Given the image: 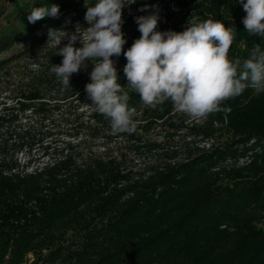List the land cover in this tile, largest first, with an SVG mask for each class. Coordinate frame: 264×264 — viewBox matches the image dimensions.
Here are the masks:
<instances>
[{
  "label": "trees",
  "instance_id": "16d2710c",
  "mask_svg": "<svg viewBox=\"0 0 264 264\" xmlns=\"http://www.w3.org/2000/svg\"><path fill=\"white\" fill-rule=\"evenodd\" d=\"M85 2L97 0H30L0 27V264H264V93L248 88L223 102L230 112L183 122L171 101L153 109L129 91V107L141 117H133L139 123L128 138L137 156L154 163L124 169L122 157L92 155L76 164L67 143L59 159L49 160L46 142L54 134L84 122L93 131L111 129L94 105L87 113L81 107L89 61L70 77V88L50 71L66 44L48 43L49 29L70 34L86 21ZM54 4L57 18L28 21L31 8ZM129 8L122 16L124 51L141 35L135 18L153 12L161 32L184 31L190 17L234 26L230 59L238 44L243 59L253 43L264 48V39L245 32L238 0H135ZM16 45L22 48L2 57ZM112 59L126 84V58ZM158 123L167 126L160 139L145 143L137 135ZM35 141L45 144L38 160L31 155ZM241 159L250 160L238 166Z\"/></svg>",
  "mask_w": 264,
  "mask_h": 264
},
{
  "label": "clouds",
  "instance_id": "9594fccd",
  "mask_svg": "<svg viewBox=\"0 0 264 264\" xmlns=\"http://www.w3.org/2000/svg\"><path fill=\"white\" fill-rule=\"evenodd\" d=\"M246 15L242 23L248 36L264 39V0H238ZM125 0H97L88 6L85 20L89 25H76L74 33L49 29L48 43L60 45L68 37V43L57 50L63 57L50 71L65 88H70V77L93 63L90 83L85 86L88 98L95 110L107 118L114 133L129 134L137 129L134 120L136 108L129 107V91L139 94L142 103L153 109L171 101L174 111L194 119H204L217 112L228 113L222 107L224 101L239 97L251 88L254 94L264 93V48L253 43L247 58H229L237 30L220 20L190 17L184 31H157L158 12L136 17L140 37L127 51L122 32ZM147 5L139 9L145 11ZM58 5L33 7L28 15L30 23L46 17L57 18ZM63 33V38L60 34ZM79 41L81 47H75ZM126 58L123 68L126 84L119 82L117 68L112 57ZM126 85V86H125ZM78 95V94H77Z\"/></svg>",
  "mask_w": 264,
  "mask_h": 264
},
{
  "label": "rangeland",
  "instance_id": "374dc122",
  "mask_svg": "<svg viewBox=\"0 0 264 264\" xmlns=\"http://www.w3.org/2000/svg\"><path fill=\"white\" fill-rule=\"evenodd\" d=\"M30 0H5V7L6 12L5 16L0 19V27L6 26V20L11 18L12 13L15 12L19 7H21L24 3L28 2ZM223 1V0H220ZM126 2V0H125ZM127 3V2H126ZM130 10L129 5H126L123 9V14L128 13ZM211 18H213V15L211 14L212 11L208 12ZM222 13V12H220ZM122 14V16H123ZM79 24L82 28H87L89 25L86 21H82ZM74 25V29L70 32V34L74 33L76 30V25ZM64 43H68V37L64 38ZM79 41L76 42L75 47H81ZM22 48V45H16L13 47L9 52L5 53L2 57H7L11 55L12 53L18 52ZM234 52L232 53L234 57H239L241 60L243 58L242 55L239 54L240 50H243V46L241 44H238V46L234 47ZM24 62H20L18 65L19 67H22ZM88 62H86L87 64ZM89 63L93 65L91 61ZM24 66V65H23ZM18 78V76H14L12 80H15ZM1 92V91H0ZM1 95V94H0ZM82 109L84 113H87L89 110V106L92 104V101L88 98V96H85L82 100ZM85 116V115H84ZM140 113H138L134 118L139 121L140 119ZM179 120H187L192 119L188 115L184 113H179L178 115ZM24 122V121H22ZM184 122V121H183ZM142 124H145L142 122ZM94 124L93 123H83V126L81 128H78V130H72L71 128H68L67 132H61L60 134L56 135L54 134L52 136V139L48 142L43 139V142L50 143V148L48 149V158L49 160H55L59 159L62 154V148L67 143L72 147V153H73V159H75L76 164L80 163L81 161H84L86 157H91L92 155H100L102 157H122L123 158V167L124 169H132L133 167L138 168L142 167L146 163H154L152 157L148 156L146 158H142L144 154L141 156H137L138 154L132 147V142L130 141L127 135V132L124 133H114L111 129H100V130H94ZM47 128V127H46ZM167 126L166 123L157 124L156 126H152L148 129H139L137 135L140 137L142 141H145V143L156 141L161 138L162 132L166 131ZM33 135H36V133H39L36 129L33 131ZM50 134L52 132L49 131ZM76 136H71L75 135ZM37 138V137H36ZM41 138V137H40ZM39 138V139H40ZM179 143H182V138L178 139ZM45 143V144H46ZM45 144H42L41 141L36 142L31 150V155L33 160H38L39 157H41V154L43 153V146ZM28 146L23 150L21 154L18 155V162L23 163L26 161V158L28 156ZM46 159H44L45 161ZM258 228H261L262 225H257ZM31 256V255H30Z\"/></svg>",
  "mask_w": 264,
  "mask_h": 264
},
{
  "label": "built area",
  "instance_id": "2783aa9c",
  "mask_svg": "<svg viewBox=\"0 0 264 264\" xmlns=\"http://www.w3.org/2000/svg\"><path fill=\"white\" fill-rule=\"evenodd\" d=\"M244 16H245V15L242 16V20H243V17H244ZM206 143H207V142H206ZM245 160H247V159H241V160H239V162H238V166H241V165H244V164L248 163L250 159H248L247 162L244 163Z\"/></svg>",
  "mask_w": 264,
  "mask_h": 264
}]
</instances>
